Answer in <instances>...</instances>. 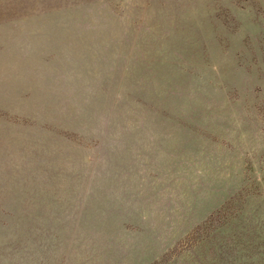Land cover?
<instances>
[{"label": "rangeland", "instance_id": "rangeland-1", "mask_svg": "<svg viewBox=\"0 0 264 264\" xmlns=\"http://www.w3.org/2000/svg\"><path fill=\"white\" fill-rule=\"evenodd\" d=\"M0 264H264V0H0Z\"/></svg>", "mask_w": 264, "mask_h": 264}]
</instances>
